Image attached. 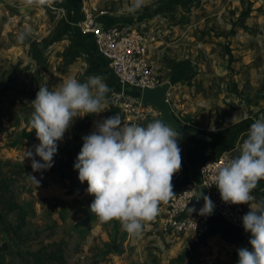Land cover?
<instances>
[{"label": "rangeland", "instance_id": "obj_1", "mask_svg": "<svg viewBox=\"0 0 264 264\" xmlns=\"http://www.w3.org/2000/svg\"><path fill=\"white\" fill-rule=\"evenodd\" d=\"M80 1L81 5L89 1L108 16L148 22L150 27H163L166 33L172 31L168 35L181 38L184 48L196 57L206 86L209 82L210 96L220 94L223 105L236 98L233 103L245 118L242 124H247L242 128L243 140L250 125L264 117V0H143L139 8L134 7L135 0ZM65 4L66 0H40L35 5L0 0V196L6 197H0V264H34L30 253L46 247L54 250V243L63 244L66 264H238L237 246L245 244L242 248L251 250L250 233L221 232L223 227L215 226L213 233L222 237L208 235L194 245L196 239L166 233L153 220L135 237L124 231L119 221L101 222L92 214L94 196L87 193V182L78 180L73 163L82 144L72 134L82 117L75 118L57 142L50 169L33 172L31 160L23 161L24 150L39 144L29 125L37 87L45 84L51 90L69 76L86 81L83 74L70 75L80 74L77 70L83 68L80 49L68 60L63 56L64 24L68 21ZM25 29L30 32L19 42L17 36ZM75 61L74 68L69 67ZM212 83H222L230 90L225 94L213 91ZM6 89L10 91L3 92ZM116 100L119 102V97ZM243 140H238L235 148L239 150ZM29 174L36 177L39 187ZM6 182L10 186L7 194L1 189ZM6 200L27 213L19 237L13 230L21 211L8 212Z\"/></svg>", "mask_w": 264, "mask_h": 264}, {"label": "clouds", "instance_id": "obj_2", "mask_svg": "<svg viewBox=\"0 0 264 264\" xmlns=\"http://www.w3.org/2000/svg\"><path fill=\"white\" fill-rule=\"evenodd\" d=\"M26 4L39 0H25ZM143 0H135L134 7ZM30 29L21 32L17 39L24 42ZM109 93L113 90L104 77L89 76L85 82L69 76L62 83L40 86L29 118L35 130L38 145L24 150V160H31L33 172L50 169L61 141L77 117L99 114L106 110ZM180 132L157 119L140 124H126L119 114L110 116L95 125V130L82 137L83 145L74 169L81 184L87 182V193L94 196L90 212L101 222L119 221L129 235L139 237L147 222L159 214L161 202H168L176 194L172 178L180 171L182 158L179 146ZM36 157L40 159L37 160ZM222 165L215 167L213 185L221 200L231 205H248L242 217V226L250 233L248 248L237 249L238 264H264V197L252 193L259 181L264 180V117L249 127L246 139L238 152L221 156ZM39 187V181L29 174ZM201 216L211 215L214 203L201 191ZM189 217L197 210L187 208ZM194 223V222H193Z\"/></svg>", "mask_w": 264, "mask_h": 264}, {"label": "crops", "instance_id": "obj_3", "mask_svg": "<svg viewBox=\"0 0 264 264\" xmlns=\"http://www.w3.org/2000/svg\"><path fill=\"white\" fill-rule=\"evenodd\" d=\"M39 2L33 3L31 5L39 4ZM61 2H63V0H61ZM65 5L67 6L68 21L66 24H64V32L66 33V45L64 47V50H62L64 52L63 56L68 60L71 57H75V55L77 56V53L80 49L82 53L81 57L84 58V61L80 62L83 68L79 67V69L77 70L80 71V74L73 73L70 75L80 76L81 74H83L81 77H84L85 80H87L89 76L93 75L102 76L104 77V80L109 88H111L115 93L108 94L109 102L105 111L99 114L86 115L82 117V119H77V131L72 135L75 136L74 138L78 141L79 144L83 145L82 137L93 132L95 130V125L98 122L115 114H119L122 119L120 108V100L122 95L132 97L134 99L138 98L131 96L129 94V89L131 87L121 84L110 71L107 61L98 52L92 36L84 35L83 33L82 37L76 35L79 33L78 30L80 29H78V27H76L75 29V23L77 26V23L81 20L80 18H82L81 15L83 16V14H81L83 3L81 5L80 0H66ZM140 22L141 21L133 23V20L131 19L122 20L119 19L116 14L109 16L107 14L106 16L100 18V23L103 26H132L135 24L140 25ZM180 23L182 22L175 24L179 25ZM168 25L172 24H170L169 22ZM148 26L150 27V25ZM150 28L153 31H157L158 29L157 32H159L161 35L159 36L160 40L158 42L159 48L158 50H155V52L152 50L151 57L155 62H158L164 79L172 84L169 104L173 115L187 129L202 133L209 138L208 141H201L194 138L179 139L182 158L180 171L182 172L183 176L176 182L172 183L173 191L175 194H177L186 185L199 182V169L206 161L217 159L224 151L238 149L235 148V145L238 140H243L242 131L244 129L242 128L244 126H247V124H242L245 118L243 119L242 114L239 113L240 110H237V106L235 107L233 103L236 98L232 99L233 101L231 104L223 105L222 101H220L218 98L220 94L218 95V97L210 96L209 87H207L209 86V82L207 81L208 85L206 86V80L203 77V73L198 70V65L196 66V63L194 61L196 57L191 55V53H189V50L184 48L183 42L180 41L181 38L175 39L173 38V35H168L172 34V31L170 30V33H166L168 30L164 31L163 27L157 28V26H155L154 28L153 25V27ZM71 32L73 34H71ZM72 41H75V46H71ZM86 59H88L89 61L88 66L86 64ZM76 61L70 64L69 67L74 68ZM45 69H47V67L42 68V70ZM44 85L45 84H43L42 86ZM210 85H213L211 90H219V92H223L224 94L225 91L229 89L227 85H224L222 83H212ZM39 88L40 87H37L36 93L34 94V99L37 92L39 91ZM134 91L137 92L136 89H134ZM118 97L119 102H117L118 100H116ZM225 98L226 96H224L223 99ZM159 117L160 114L158 110L150 106L148 115L143 121V126H146L148 122L159 119ZM78 150L79 149H77L76 151L78 152ZM77 157L78 154L73 160L74 164L77 161ZM252 194L258 199L264 197V180L259 181L257 188L253 190ZM217 219L212 220L213 226L206 236L216 235L215 237H222L221 233H213L215 226H222L223 229L219 230L221 232L225 230H232L233 232L240 231L242 234H247L244 231L243 227L234 226L221 219ZM215 220L216 222H218L217 225L215 224ZM153 221L155 223H158V227L161 225L157 218H154ZM206 236L198 240L196 239L194 245L198 243L197 241L204 239ZM183 238L187 240V238ZM240 246L241 244L237 246V249L243 247ZM195 247L196 246H194L193 248ZM187 250L190 251V249Z\"/></svg>", "mask_w": 264, "mask_h": 264}, {"label": "built area", "instance_id": "obj_4", "mask_svg": "<svg viewBox=\"0 0 264 264\" xmlns=\"http://www.w3.org/2000/svg\"><path fill=\"white\" fill-rule=\"evenodd\" d=\"M82 13L83 18L77 23V27L84 35L92 36L98 52L105 58L108 68L121 84L142 91L145 88L155 89L167 83L158 62L151 57L152 50L155 52L159 48L161 36L159 32L151 30L147 23L103 26L101 30L100 18L106 16L107 12L99 11L91 6L89 1H84ZM171 89L167 96L168 103ZM120 108L124 123L143 126L150 106L143 105L140 99L122 95ZM233 150L227 152L232 153ZM224 153L225 151L217 159L208 160L200 167L198 183L186 185L173 199L160 203L159 214L155 218L161 223L164 232L192 240L201 239L210 232L211 217L199 215V209L202 207L195 203L199 186L205 187L207 196L215 205L217 218L234 226L243 227L242 217L249 211L248 206L224 203L217 187L213 185L215 167L206 168L211 163L222 165L224 161L221 156ZM182 176L181 171L174 174L172 183ZM192 207L197 211L189 217L187 208Z\"/></svg>", "mask_w": 264, "mask_h": 264}, {"label": "water", "instance_id": "obj_5", "mask_svg": "<svg viewBox=\"0 0 264 264\" xmlns=\"http://www.w3.org/2000/svg\"><path fill=\"white\" fill-rule=\"evenodd\" d=\"M103 25H100V29L102 30ZM172 88V84L170 82L165 83L161 87L155 89L145 88L142 91L135 92L134 89H129V94L141 100L142 104L145 106H152L158 110L160 117L164 122L168 123L176 130H178L181 134V139H189L194 138L201 141H208L209 138L202 133L191 131L187 129L183 124H181L176 117L173 115L170 104L168 103V92ZM235 152H238V149H234L232 153L235 155ZM203 192L204 195H207L206 189L204 186H199L197 188V196L198 193ZM197 198V197H196ZM195 203L201 207H203L204 201L203 199H195ZM211 218L216 219L217 213L214 210L211 215Z\"/></svg>", "mask_w": 264, "mask_h": 264}, {"label": "trees", "instance_id": "obj_6", "mask_svg": "<svg viewBox=\"0 0 264 264\" xmlns=\"http://www.w3.org/2000/svg\"><path fill=\"white\" fill-rule=\"evenodd\" d=\"M247 14H248V11H246V13H244V15H247ZM82 18H83V16H82ZM228 53H229V51H228ZM9 91H10L9 89H6L3 92L8 93ZM137 91H139V90H137ZM61 174H63V173H61ZM63 176H64V174H63ZM199 180H200V178H199ZM1 189L5 191L4 192L5 194H7V192L9 193V191H10V186L6 182V183L2 184ZM0 197H2L3 199H6V197L3 195ZM4 204L6 206H8V212H10V213L16 212L17 210L21 211V215L19 217L18 227L13 230L14 235L16 237H19V230L23 229V226L25 224V215L27 214L25 211V208L20 207L17 203H14V202H8L7 203V200H6V203H4ZM213 219L214 218L210 219V225H211V221ZM51 246L54 247L55 249L54 250H47V247H46V248H42V249L38 250L35 253H30V255L33 258L34 264H66V257H65V252L63 249V244L62 243H54Z\"/></svg>", "mask_w": 264, "mask_h": 264}]
</instances>
